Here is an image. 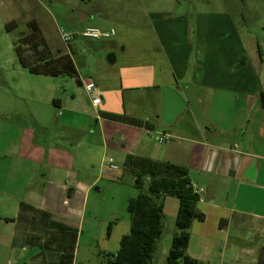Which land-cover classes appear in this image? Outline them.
I'll use <instances>...</instances> for the list:
<instances>
[{
	"label": "crops",
	"instance_id": "crops-1",
	"mask_svg": "<svg viewBox=\"0 0 264 264\" xmlns=\"http://www.w3.org/2000/svg\"><path fill=\"white\" fill-rule=\"evenodd\" d=\"M186 1L94 0L99 14L89 12L80 19H97L99 26L76 23L70 32L97 28L114 30L115 36L79 41L75 57L73 41L66 47L78 74L70 92L27 93L20 101L40 108L18 105L0 114L2 244L14 251L37 248L32 258L56 261L55 252L27 242L28 236L46 239L43 231L48 229L38 226L46 222L45 212L78 232L76 257L91 193L113 181L128 182V200L137 191L134 177L126 179L123 168L125 159L135 156L189 170L201 196L198 210L205 215L190 230L186 253L191 259L264 264V60L258 59L264 50L258 35L243 36L230 12L193 11L181 4ZM89 80L97 86L98 106L85 91ZM167 88L185 102L171 125L162 120ZM163 135L168 140L160 142ZM109 161L119 170L109 168ZM21 204L37 211H21ZM179 205L176 197L164 198L154 264H167ZM114 220L108 231L106 222L88 225L90 243L92 238L114 239L113 248L104 250L111 254L129 227L118 230L111 214L109 223ZM96 228L103 229L102 236Z\"/></svg>",
	"mask_w": 264,
	"mask_h": 264
},
{
	"label": "rangeland",
	"instance_id": "rangeland-1",
	"mask_svg": "<svg viewBox=\"0 0 264 264\" xmlns=\"http://www.w3.org/2000/svg\"><path fill=\"white\" fill-rule=\"evenodd\" d=\"M207 1L208 3H206ZM181 4L183 6L186 5L193 11L197 8L196 11L218 13L226 10L230 12L236 28L242 32L243 36L251 34L254 38L255 35H258L257 37L264 50V0H189ZM89 12L99 14L94 0H86L84 3L80 2V0H0V114L7 113L18 105L26 108L29 106L31 109L40 108L37 103L20 101L21 97L27 93L35 97L43 95L47 91L56 94V89L58 96L70 92L69 84L72 81L70 78L59 77L52 79L37 76L22 68L14 52V43L18 41V37L31 35V22L41 19L46 27H43V29L39 22L38 24L41 28L42 37L50 51L54 54L58 50L68 52L66 47L69 44L66 45L62 42L60 37L61 29L70 32L76 23H84L90 27L99 26L96 24L98 23L97 19L88 18L81 21V16H88ZM13 20L18 22V27L7 31V23ZM83 40L87 39L79 37L73 40L74 57L79 54L76 52L79 41ZM248 48L249 52L252 53L253 51H250L251 47L248 46ZM258 59L264 60V53L259 52ZM125 177L127 179V177H132V175L127 173ZM102 187L101 191L91 193L83 227L85 232L82 242L78 245L79 251L75 257L77 263L106 264L104 254H107V252H104V250L107 248L110 250L114 246V239L108 241L99 238L95 242L92 238V243H90L88 239L91 236L88 225L90 226L91 223H96L99 226L106 222L104 230H111L116 221L109 223V216L114 214L117 222H119L118 230H122L128 223L129 227L126 232L127 234L130 232L131 220L127 212V196L131 193V188L128 182H103ZM132 194H134L132 197L134 198L137 196L138 191H134ZM90 206H93V211L90 210ZM96 231L101 236L103 235V229L96 228ZM165 236L162 240L163 246L166 245L167 235ZM245 244H249L248 239ZM118 248L120 247L118 246ZM38 251L37 248L27 250L18 248L17 251H14L10 246L0 242V264L29 263ZM43 262L44 264H53L55 261Z\"/></svg>",
	"mask_w": 264,
	"mask_h": 264
},
{
	"label": "trees",
	"instance_id": "trees-1",
	"mask_svg": "<svg viewBox=\"0 0 264 264\" xmlns=\"http://www.w3.org/2000/svg\"><path fill=\"white\" fill-rule=\"evenodd\" d=\"M31 25V35L18 37V41L14 43V52L22 68L30 74L53 79L76 78L78 74L72 54L62 50L52 53L42 37L38 21L33 20ZM17 27L18 22L15 20L6 25L7 31ZM131 122L137 124V121ZM123 168L134 177V187L138 194L127 202L130 232L122 237L120 248L115 254H104L106 264H154L163 234L164 198L167 196L176 197L180 202L175 222L177 231L172 239L167 264H200L186 253L193 222L205 220V215L198 210L201 196L193 187L189 170L168 161L135 156H128ZM26 209L37 211L29 205L21 204V211ZM42 214L46 216V222L39 223L38 226L48 229L43 231L46 239L42 241V236H28L27 242L38 245L43 252H55L58 256L53 264H82L75 261L78 232L53 222L48 213ZM40 256L32 258L26 264H44L42 261L45 260H40Z\"/></svg>",
	"mask_w": 264,
	"mask_h": 264
},
{
	"label": "built area",
	"instance_id": "built-area-1",
	"mask_svg": "<svg viewBox=\"0 0 264 264\" xmlns=\"http://www.w3.org/2000/svg\"><path fill=\"white\" fill-rule=\"evenodd\" d=\"M114 36H115L114 30L102 31V30L97 29V28H86V29L82 30L80 33L66 32L63 29H61V31H60L61 40L66 45L70 44L76 37H81V38L87 39V40L98 41V40H107V39H110ZM84 88H85V91L87 92V94L91 97L92 104L94 106L100 105L101 98L98 95H96L97 86H96L95 82L93 80L87 81L84 84ZM167 140H168V138L165 135H163L159 139L160 142H164ZM107 165L109 168H111L115 171L119 170V167L117 165L113 164L112 161H109L107 163Z\"/></svg>",
	"mask_w": 264,
	"mask_h": 264
},
{
	"label": "water",
	"instance_id": "water-1",
	"mask_svg": "<svg viewBox=\"0 0 264 264\" xmlns=\"http://www.w3.org/2000/svg\"><path fill=\"white\" fill-rule=\"evenodd\" d=\"M111 58L113 55L107 57V61L112 64ZM185 108V102L174 89H165L164 107L162 113V120L165 125H171L175 122L182 110Z\"/></svg>",
	"mask_w": 264,
	"mask_h": 264
}]
</instances>
